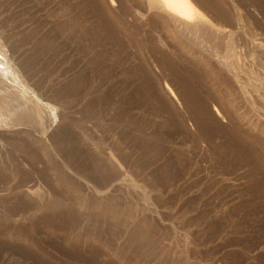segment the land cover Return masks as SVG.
Listing matches in <instances>:
<instances>
[{"label": "rangeland", "instance_id": "rangeland-1", "mask_svg": "<svg viewBox=\"0 0 264 264\" xmlns=\"http://www.w3.org/2000/svg\"><path fill=\"white\" fill-rule=\"evenodd\" d=\"M222 1L238 119L206 101L199 126L160 76L200 67L136 0H0L9 60L62 114L0 128V264H264V0ZM66 171L106 197L65 194Z\"/></svg>", "mask_w": 264, "mask_h": 264}, {"label": "bare ground", "instance_id": "bare-ground-1", "mask_svg": "<svg viewBox=\"0 0 264 264\" xmlns=\"http://www.w3.org/2000/svg\"><path fill=\"white\" fill-rule=\"evenodd\" d=\"M136 1L135 4L139 3L138 5H141L146 13L150 14L148 16L153 17L157 28L160 29L163 35L170 40L175 51H177L181 57H186L194 67L195 65L200 67L195 68L196 71H194L197 72L198 76H195L194 72L180 73L179 71H175V64L169 60L168 56L166 61H169L164 65L165 68L168 69V72L170 71V75L167 73L160 76V79L169 82V85H166L165 90L163 91L166 97L169 98L170 94L175 97V91L181 99L183 98L188 117L193 119L197 125L204 122L203 120L207 113L206 101H211L217 105L218 110L226 114L225 116L228 117L230 122L236 121L238 115L232 100L229 98L231 94L230 87L225 86L222 92L219 91V81L215 76L211 64V59H213L217 64L222 65L228 71L232 72L233 63L228 57L236 55V57L241 56L240 58H242L244 55L243 49L236 54L235 47L231 41L232 37L230 36L231 30L229 26L232 23L231 16L223 1ZM136 13L138 16L143 15L140 11H136ZM106 21H109V19ZM111 21L112 20L110 19L109 22L115 27V22L113 24ZM117 26L118 24H116V28H119ZM136 27L137 28L135 29L137 30L138 26ZM113 30L114 28L111 32H113ZM159 38L162 40L161 36ZM184 38H188L189 42L185 43ZM139 41L137 43H139ZM219 45L228 46L227 48L230 55L227 56L225 54L226 52L223 53L220 51ZM156 50L157 48L155 51ZM160 62H162V60H160ZM165 68L163 69L165 70ZM179 86H181V88H179ZM61 117L62 114L59 107L48 98H44L36 92L30 82L27 81L26 78L20 74L19 70L13 66L7 55L3 41L0 40V128L5 131L26 128L27 130L41 133L53 123L60 122ZM207 125L204 124V126ZM73 172L75 173V171ZM66 174L72 179V182L70 183L71 180L69 183L62 182L64 188L62 187L61 189L65 194L69 193V195L75 199H78L80 195L79 192L82 190L88 193L90 191H96L98 196H103L108 193V191H104L102 188L95 189L92 185L93 183L91 184L92 181L89 182L86 179L77 178L74 176L75 174L72 175L68 171H66ZM68 177L65 178L68 180ZM73 182L76 185L73 184ZM31 207L32 205L27 201L19 210L24 212ZM15 211L11 210V213L13 214Z\"/></svg>", "mask_w": 264, "mask_h": 264}]
</instances>
